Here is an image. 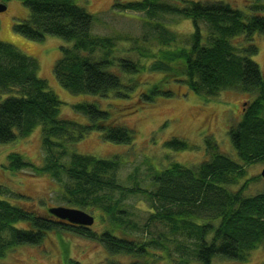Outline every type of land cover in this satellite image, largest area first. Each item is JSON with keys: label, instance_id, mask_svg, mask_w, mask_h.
Listing matches in <instances>:
<instances>
[{"label": "trees", "instance_id": "1", "mask_svg": "<svg viewBox=\"0 0 264 264\" xmlns=\"http://www.w3.org/2000/svg\"><path fill=\"white\" fill-rule=\"evenodd\" d=\"M19 1L28 11V17L13 26L16 34L33 42L52 36L71 43L70 47H61L60 58L53 67L55 79L63 89L73 94L106 97L115 92L126 97L119 93L126 86L109 69L115 66L123 73L136 74L141 67L126 59L114 63L107 58L97 60L90 57L98 50L113 47L108 38L91 34L93 17L90 14L69 0ZM168 1L114 3L112 9L143 12L150 18L156 13H164L191 19L193 33L188 40L189 46L177 53L183 63V81L188 89L205 98L224 90L249 96L241 121L228 130L230 144L241 165L220 154L216 143L209 138L205 140V149L211 152L209 161L194 170L182 169L179 164L171 165L152 179L156 190L148 192L138 188L123 190L116 185L113 176L118 165L116 160L74 153L63 172L75 185L64 186L62 198L65 208L94 206L108 216H115L119 210L114 205L103 204L108 193L114 190L142 193L156 205L152 216L167 222L173 235L184 232L188 241L193 240L194 249L186 250L178 243L175 247L178 256L172 257L166 239L136 242L109 231L98 235L89 228L68 225L49 213L38 215L28 205L10 203L3 197L8 190L0 186V256L19 246L38 247L48 233L66 231L97 240L110 254L142 258L150 251L159 250L176 264L192 261L210 264L213 258L241 261L264 243V191L245 196V186L235 191L229 187L235 182L234 178L229 180V175L241 171L243 164L264 161V76L251 59L257 54L254 37L264 35V3L256 0L248 7L251 11L244 14L222 1L180 0V6L173 5L176 0ZM235 39L240 40V45L232 42ZM166 68L162 62L152 65V70ZM2 91L14 93L0 101V145L24 138L40 126L42 146L50 153L42 168L23 161L17 153H10L7 169L11 172L30 169L34 173L47 172L57 177L63 166H60L54 148L63 150L64 142L75 144L92 131L113 144L129 145L134 139L131 130L112 125L109 112L93 104L77 103L73 106L75 111L86 116L88 123L85 125L61 119L62 103L38 77L36 61L0 42V95ZM157 94L161 92L154 85L140 97L151 102ZM163 95L170 96V93L164 92ZM166 143V147L174 150L186 147L185 142L176 139ZM14 196L18 202H27L21 195ZM168 205L175 206L176 210L166 209ZM19 223L23 227H17ZM3 232L8 234L7 240L2 237Z\"/></svg>", "mask_w": 264, "mask_h": 264}, {"label": "rangeland", "instance_id": "2", "mask_svg": "<svg viewBox=\"0 0 264 264\" xmlns=\"http://www.w3.org/2000/svg\"><path fill=\"white\" fill-rule=\"evenodd\" d=\"M141 0H69L83 8L93 17L91 34L108 38L113 47L91 55L93 59L107 58L115 63L126 59L138 63L141 70L136 74L123 73L119 68L109 69L116 73L124 87L118 96L115 92L106 97L73 94L63 89L55 79L53 67L60 58L61 47H70L57 37L47 36L41 42L26 40L13 31V26L28 17V11L19 0H0L5 10L0 12V42L7 43L21 54L37 63V75L47 84L62 103L59 117L80 125L88 123L86 116L73 109L77 103H88L109 112L112 125L123 126L132 131L134 139L129 145L113 144L102 139L100 133L92 131L77 143L64 142L63 148H54L55 156L63 166L62 172L53 177L47 172L34 173L30 169L11 172L7 169V156L19 154L23 161L36 168L44 167L50 155L42 146L41 127H35L26 137L15 142L0 145V186L8 190L3 195L10 203L34 208L38 215H46L49 208L65 207L62 198L64 186L73 187L74 182L63 172L71 161L72 154L92 156L96 159H113L118 162L114 182L123 190H156L152 179L173 164L182 169H195L211 159V152L205 149V140L212 139L218 152L238 162L230 144L228 130L235 127L242 118L249 96L235 90H224L214 97L205 98L188 89L183 81V63L177 53L189 46L193 33L191 19L177 14L156 13L153 18L143 12H121L113 10L114 3L125 4ZM169 2L168 0H165ZM180 0L173 3L180 6ZM199 2L222 1L238 8L244 14L256 0H190ZM264 3V0H259ZM204 29V25L200 24ZM240 40L232 42L240 45ZM253 44L257 54L251 57L264 76V35H256ZM164 63L166 70H152L154 63ZM157 85L161 94L149 102L140 96ZM169 92L170 96L163 95ZM14 91H2L0 101ZM140 97V99H138ZM176 139L185 142L184 149L166 147V142ZM239 163V162H238ZM241 165V163H239ZM264 161L243 164L241 171L231 173L234 178L230 189L245 186L243 194L253 196L264 191ZM112 171V170H110ZM14 194L21 195L26 203L18 202ZM105 205H114L119 213L108 216L97 207L79 208L93 217L88 227L96 234L109 231L117 236L146 242L152 239L167 240L172 257H177L176 248L181 244L186 250H193V240L188 241L184 232L173 235L167 222L155 219L156 205L142 193L128 194L114 190L103 200ZM175 211V206L168 205ZM205 217V214H202ZM17 227H23L22 223ZM4 240L8 234L2 233ZM211 236H208V238ZM172 241H176L172 243ZM175 259V258H174ZM176 260V259H175ZM176 264L157 251H150L142 258L124 254H110L97 240L72 232H50L38 246H19L5 251L0 264ZM189 264H199L192 261ZM210 264H264V243L253 249L244 260L230 261L213 258Z\"/></svg>", "mask_w": 264, "mask_h": 264}, {"label": "water", "instance_id": "3", "mask_svg": "<svg viewBox=\"0 0 264 264\" xmlns=\"http://www.w3.org/2000/svg\"><path fill=\"white\" fill-rule=\"evenodd\" d=\"M5 8V5L0 4V12H3ZM261 176L264 178V170L261 172ZM48 213L73 226L87 228L93 224V217L79 209L53 207L48 209Z\"/></svg>", "mask_w": 264, "mask_h": 264}]
</instances>
